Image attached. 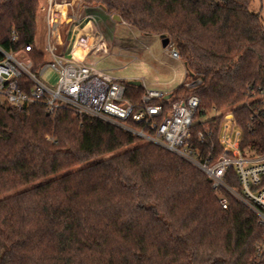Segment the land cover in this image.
Wrapping results in <instances>:
<instances>
[{
    "label": "trees",
    "instance_id": "obj_1",
    "mask_svg": "<svg viewBox=\"0 0 264 264\" xmlns=\"http://www.w3.org/2000/svg\"><path fill=\"white\" fill-rule=\"evenodd\" d=\"M82 1L176 44L201 82L155 102L169 110L200 97L191 145L201 157L213 161L222 151L220 115L202 118L215 110H231L244 130L242 146L262 151L264 17L254 0ZM39 5L0 0V47L33 45L28 54L38 67L46 62L36 46ZM143 94V85L126 83L133 102ZM205 130L212 134L201 142ZM226 181L238 187L233 170ZM262 245L259 217L163 146L70 109L0 106V264H264Z\"/></svg>",
    "mask_w": 264,
    "mask_h": 264
},
{
    "label": "built area",
    "instance_id": "obj_2",
    "mask_svg": "<svg viewBox=\"0 0 264 264\" xmlns=\"http://www.w3.org/2000/svg\"><path fill=\"white\" fill-rule=\"evenodd\" d=\"M64 5L71 6L74 10L71 0H47L49 26L58 20L59 17L53 16ZM73 12L74 16L76 11ZM13 38H16L15 34ZM90 38L92 41L86 43L87 47L108 48L102 36L91 35ZM32 49L33 45H26L19 52L0 47L3 55L0 60V106L9 105L24 110L34 103H41L51 114H56L60 109H70L76 116L89 115L114 123L196 165L208 175L216 190L225 191L245 204L259 217L260 223L264 224V148L257 153L242 146L244 130L236 122L233 113L225 115L220 122L218 141L222 151L212 161L210 156L201 157L200 149L191 145L192 129L198 120L201 101L198 95L193 94L187 99L175 101L167 110L163 103L155 101L164 97L168 99L169 93L147 88L141 80L144 94L141 101L136 103L125 95L127 81L98 69L86 58L80 59L74 50L57 53L56 42L51 38L46 51L52 58L42 66L38 67L29 56L28 52ZM165 49L173 58L181 59L172 39L169 38ZM49 68L60 74L55 87L43 78ZM200 82L201 79L197 78L188 85L195 86ZM128 121L141 124L142 127L135 128ZM210 134L212 130L200 132L199 140L205 141L206 135ZM230 170H233L238 187H232L226 181ZM220 203L227 208L228 196L222 193ZM260 250L264 252V245Z\"/></svg>",
    "mask_w": 264,
    "mask_h": 264
},
{
    "label": "rangeland",
    "instance_id": "obj_3",
    "mask_svg": "<svg viewBox=\"0 0 264 264\" xmlns=\"http://www.w3.org/2000/svg\"><path fill=\"white\" fill-rule=\"evenodd\" d=\"M39 1L36 46L45 53L47 60H50V54L46 51L49 41L48 21L46 17H41L46 13L42 6L47 4V0ZM71 1H73L75 11L80 4L82 7L85 6L82 0ZM252 9L260 12L264 17V0H254ZM71 12H73L72 7ZM86 13L93 15L97 20V26L100 27L108 48L106 50L97 48L90 52L91 48L86 47V43L92 41L91 35L98 37L101 35L94 22L88 27L90 31L84 28L89 22L88 18L59 17L62 39L61 42L55 41L57 53L74 50L80 59H84V56L89 53L88 61L98 69L127 82L132 79L143 80L147 88L157 89L165 93H170L179 86L188 85L194 81L183 60L173 58L165 49L161 34L141 32L121 19L111 17L100 6L88 7ZM83 32L87 34L83 39L85 41L76 42L78 34ZM88 35L90 36L87 37ZM82 51L85 53L84 56L80 55ZM59 77L60 74L52 68L47 69L43 75L44 80L52 87L57 85ZM230 113L233 112L229 109L219 112L215 110L203 115L202 118L220 115L221 120H223L224 116ZM143 142L147 141L143 140Z\"/></svg>",
    "mask_w": 264,
    "mask_h": 264
},
{
    "label": "crops",
    "instance_id": "obj_4",
    "mask_svg": "<svg viewBox=\"0 0 264 264\" xmlns=\"http://www.w3.org/2000/svg\"><path fill=\"white\" fill-rule=\"evenodd\" d=\"M46 3H47V1H46ZM78 4H80V3H78ZM46 6H47V4L46 5H44V6H42L43 8V10H45V14H44V16H41V17H46V19H47V11H46ZM81 6V7H80ZM80 6H78V8H77V11H76V14H74V16H73V13L74 12H71V6H66V5H64L63 7H62V9H60L59 10V12H58V14H56V15H54L53 17H86V19L88 18L89 20V22H87L86 23V26L84 27V28H86V29H88V27H89V25L91 24V23H93L94 22V24L97 26L98 25V22H97V20L95 19V17L93 16V15H91V14H87L86 13V11H87V9H88V7L85 5H83L84 7H82V5L80 4ZM79 8H80V11H79ZM82 8V9H81ZM40 9V8H39ZM74 11V10H73ZM60 20H59V18H58V20L57 21H54L52 24H51V26L53 25V24H58L59 25V27H58V31H59V33H60V40H54V39H52L51 38V26H49L48 24V37H49V39L51 38L52 39V41H58V42H61V39H62V37H61V32H60V22H59ZM97 28H99L98 30L100 31V34H101V36L103 37V34H102V32H101V30H100V27H98L97 26ZM88 31H90L89 29H88ZM84 33V32H83ZM85 35H87V34H85ZM87 37H89V35L87 36ZM77 41V40H76ZM87 47V46H86ZM39 49V48H38ZM40 50V49H39ZM93 49H91L90 50V52L92 51ZM43 52V51H42ZM44 53V52H43ZM45 54V53H44ZM88 55H89V53H88ZM88 55H86V56H84V58H86L87 59V57H88ZM45 58H46V56H45ZM52 58V56L50 55V59ZM46 60H47V58H46Z\"/></svg>",
    "mask_w": 264,
    "mask_h": 264
},
{
    "label": "bare ground",
    "instance_id": "obj_5",
    "mask_svg": "<svg viewBox=\"0 0 264 264\" xmlns=\"http://www.w3.org/2000/svg\"><path fill=\"white\" fill-rule=\"evenodd\" d=\"M58 27H59L58 24H53L51 26V38L54 40H60V33L58 31ZM84 36H85V33H79L78 37H77V41H80V43L84 42L85 41V40H83ZM100 37H101V35H100ZM84 54H85L84 51H82L80 55L84 56Z\"/></svg>",
    "mask_w": 264,
    "mask_h": 264
},
{
    "label": "water",
    "instance_id": "obj_6",
    "mask_svg": "<svg viewBox=\"0 0 264 264\" xmlns=\"http://www.w3.org/2000/svg\"><path fill=\"white\" fill-rule=\"evenodd\" d=\"M116 19L120 20L121 17L119 15H115L114 16ZM169 43V38L165 35H162V44L164 47H166ZM130 82L136 84V85H142V81L141 80H138V79H135V80H131ZM167 97L169 98L170 95L168 94Z\"/></svg>",
    "mask_w": 264,
    "mask_h": 264
}]
</instances>
